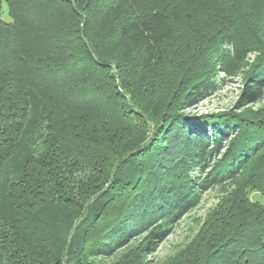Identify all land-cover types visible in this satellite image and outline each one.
<instances>
[{
  "label": "trees",
  "instance_id": "16d2710c",
  "mask_svg": "<svg viewBox=\"0 0 264 264\" xmlns=\"http://www.w3.org/2000/svg\"><path fill=\"white\" fill-rule=\"evenodd\" d=\"M164 1L196 3L184 34L193 19L192 36L216 32L163 68L178 48L165 10L0 0V264H96L94 254L136 238L167 237L202 194L230 185L237 191L171 264H264V112L185 113L225 83L218 70L231 75L233 51L257 55L237 107L264 101V0ZM129 249L136 255L114 264H144L145 248Z\"/></svg>",
  "mask_w": 264,
  "mask_h": 264
},
{
  "label": "rangeland",
  "instance_id": "374dc122",
  "mask_svg": "<svg viewBox=\"0 0 264 264\" xmlns=\"http://www.w3.org/2000/svg\"><path fill=\"white\" fill-rule=\"evenodd\" d=\"M258 1L260 2L262 0H255V2L259 3ZM255 2L253 3L256 4ZM218 6L216 4V8L219 9ZM125 7L128 8H126L128 13H132L133 10L142 11L145 13L148 10L152 9L166 11L165 13H167L169 21L175 26L176 32H178V36L172 41L175 46H178V48L175 51L176 53H174V57L165 60L163 68L169 67L170 65H172V62L183 61L185 59V57L187 56V54H185L187 43L195 44V39H199L205 36L207 37L205 38V42L203 41V39H201L200 43H205L208 47H210L209 43L214 40L213 37H215L214 34L216 30L209 32L208 35L198 33V35L192 36L193 33L195 34L196 28L194 19L191 22L192 31L190 33L184 34L183 30L185 29L186 22L190 20L189 18L193 17L194 15H201L200 13L195 14L199 11H192L193 8L197 7L196 3H183L179 5L176 10H173L170 8L169 5L165 3L164 0H134L132 2L131 0H129V3H125ZM202 14H204L205 17V15L210 16L217 14V12ZM105 16V12L101 13L100 16L98 15L95 22H93L92 28H90V30L97 29L98 25L102 24V20L105 18ZM176 16L179 17V23H177L178 21H176ZM217 16L218 18L221 17L220 14ZM1 18L6 22L10 21V17L8 15L7 10V4L5 2H3V12L1 14ZM204 26H207V24L205 23ZM105 29L108 32L110 30V27L107 26ZM256 30L260 33L263 31L261 23H258L256 25ZM103 40L104 38L100 40L99 43H101V41ZM113 47L114 44L112 42L104 44L103 47L101 46V48H105L108 52ZM114 54L115 55H112L111 58L119 61L122 56L118 54V52H115ZM115 56L119 58H116ZM135 57L136 59L134 60L137 62H135L134 64L138 65V68L143 69L144 66H141L142 62L140 61L141 56L136 55ZM256 59V54L241 56L235 54L234 51L231 52L229 64L227 61V64L229 65L228 68L231 71V75H227L221 72V70H218L219 78L224 79L225 83H219L218 90L215 94L211 95L207 99L202 100L197 106L185 109V113L200 116L219 115L218 117H221L222 115L232 114L233 112L242 115L249 112L255 113L260 110L264 112V101L257 104H247L242 109H239L237 107L242 96L244 80L243 75L255 64ZM105 60L110 61L112 63H116V61L110 60L109 57L107 59L105 58ZM119 66L120 65H118V67ZM155 68L158 69V67ZM127 72H129V70ZM129 75L130 73H126L127 82L130 81ZM235 191H237V186L230 185L223 188L216 187L205 192L204 194H202L201 201L198 206L193 209L189 214H187L178 224H176V226L172 229L171 233L167 237L161 240L155 239V243H151L153 237L148 238V241L147 239H145L147 242L145 240L143 241V237H141L140 239L136 238V241L133 244H141L142 248H145L146 250V252L142 251L141 253V257L143 259L144 264H171L180 253H183L188 247L191 246L194 240L197 239L196 236L200 233L207 219L213 214V212L217 210L219 205L222 204V202ZM256 198H258V196L254 195V199ZM133 244L130 246H133ZM130 246L124 249H119L112 254L97 255L93 253V256H96L91 257L90 260L96 262V264H114L116 261L122 259L124 255H136V253L134 252L135 249H129Z\"/></svg>",
  "mask_w": 264,
  "mask_h": 264
}]
</instances>
